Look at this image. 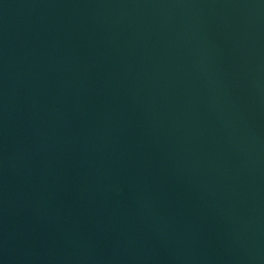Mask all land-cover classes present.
Returning a JSON list of instances; mask_svg holds the SVG:
<instances>
[{
	"label": "water",
	"instance_id": "1",
	"mask_svg": "<svg viewBox=\"0 0 264 264\" xmlns=\"http://www.w3.org/2000/svg\"><path fill=\"white\" fill-rule=\"evenodd\" d=\"M0 264H264V0H0Z\"/></svg>",
	"mask_w": 264,
	"mask_h": 264
}]
</instances>
